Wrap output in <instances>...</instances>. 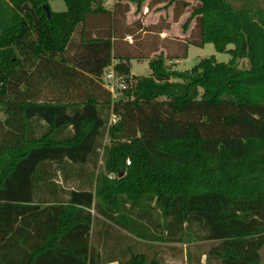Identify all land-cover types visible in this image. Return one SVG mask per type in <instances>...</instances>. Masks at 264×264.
Returning a JSON list of instances; mask_svg holds the SVG:
<instances>
[{
    "label": "trees",
    "instance_id": "16d2710c",
    "mask_svg": "<svg viewBox=\"0 0 264 264\" xmlns=\"http://www.w3.org/2000/svg\"><path fill=\"white\" fill-rule=\"evenodd\" d=\"M63 1L53 12L48 0H0V264H163L124 234L118 252L95 233L90 244L93 225L145 242L205 243L186 250L187 264H261L264 7L153 0L173 21L190 11L187 44L211 43L231 59L179 71L157 52L150 75L135 78L129 61L139 52L121 45L132 48L124 34L135 39L131 25L141 24L120 18L142 0L112 9ZM108 66L127 85L118 100L101 84Z\"/></svg>",
    "mask_w": 264,
    "mask_h": 264
},
{
    "label": "rangeland",
    "instance_id": "374dc122",
    "mask_svg": "<svg viewBox=\"0 0 264 264\" xmlns=\"http://www.w3.org/2000/svg\"><path fill=\"white\" fill-rule=\"evenodd\" d=\"M233 5L235 6H239L244 2H248L251 5V8H257V7H264V0H229ZM107 2H109V0H107ZM144 1L142 0L140 2V5H142ZM49 3V7L53 12H63L66 9L65 3L63 0H48ZM147 3V2H145ZM165 1L157 3V4H153V2H151L150 4H152L150 6L149 9V14L148 16L145 17V22L146 20H149V15L150 14H156V12H158L159 10H163V7L165 5ZM130 9L128 12V16H127V22L130 23L131 21L137 20L139 24L144 23L141 22V17L142 14H138V11L136 12V3L131 2L130 4ZM190 11H186L183 13L182 17L176 21L171 23V27L170 30L167 32L168 38H172L174 40L177 39H181L184 34L181 31V26L183 25V23L185 22L186 18L189 16ZM148 17V18H147ZM163 17V18H162ZM172 20L171 17V11L170 8H164L162 15L158 16L157 19V26H164L165 23H170ZM135 24L131 25L130 29H134L135 33H134V37H136L135 39L132 38L133 42L134 40H136L137 38H141L142 33L139 30H135L136 29V25ZM146 25V24H144ZM193 25V21L190 20L189 21V25L188 26H192ZM187 31V30H186ZM130 39V37H129ZM135 43V42H134ZM172 46L170 47V49L168 50V54L172 55L173 53H175L176 48L173 45H176V43H174V41L171 42ZM174 43V44H173ZM169 44H167L166 42L164 43V46L167 48ZM169 47V46H168ZM233 45L229 44L227 46V49H232ZM154 51H143V55L146 57H151L153 55ZM213 56L214 60L218 63H227L230 59H231V55L228 52H222L219 53L217 52L213 45L211 43H207L205 44L203 47H198V46H190L188 55L186 57V59H184L183 61H181L180 63H178L177 65L175 64H168L165 63L168 67H172L174 70H188L191 69L192 67H194L195 65H197V63L203 59V58H209ZM172 65V66H171ZM238 65L239 68L241 69H246L249 67V62L246 59H242L238 61ZM132 74H134L135 76L133 77H140V76H149L151 71L149 69V66L147 63L145 62H141V63H137V62H133L132 65V69H131ZM5 118V114L2 111V109L0 108V120H3ZM110 124H112L111 119H110ZM109 124V125H110ZM103 144H109L110 143V138L108 136L107 133H105L103 140H102ZM126 164H128L126 162ZM98 167L101 166V162H98ZM91 213L94 214L93 210H91ZM190 237H194L193 235H191ZM137 241V240H135ZM140 244H136L135 245V249L138 251H143L145 253L148 254H152V252L157 251V254L160 255L162 257L163 260V264H187L186 260H185V252L186 250H191L192 252L196 251L195 246H199V249L201 251H205L207 249V246L205 243H200L197 241H191V242H187L185 244H152L150 242H145L143 240H141L139 242ZM150 245V246H147ZM262 255V261L261 264H264V248L261 252ZM211 264H215V263H211Z\"/></svg>",
    "mask_w": 264,
    "mask_h": 264
},
{
    "label": "crops",
    "instance_id": "0c3cea01",
    "mask_svg": "<svg viewBox=\"0 0 264 264\" xmlns=\"http://www.w3.org/2000/svg\"><path fill=\"white\" fill-rule=\"evenodd\" d=\"M102 1H103V5L106 9H112L113 5L115 3V0H109V2H107V0H102ZM143 1L144 2L142 3L141 6H139V9H138V14H142L141 22H144V23H141V26L139 27L140 29H142V30L139 29V31L142 33L141 38H137L136 40H134V42H135L134 43L132 38H131L130 33L127 32L124 34V36H125L124 41H127V43L129 45L131 44L132 48L129 47L126 43L121 45V46L125 47L126 50H124V51H127V49H128V51L132 53L133 49H137L139 52V55H138L139 57L131 58L129 61V63H130V76H135L131 72L132 65H133L134 61L137 63L145 62L148 64L149 58L143 55V51H154L153 54L157 53V52H163L165 54H168V50L172 46L171 42L174 41V43H176V45H173L176 48L175 53H176V55H180V51H182L181 49L183 48V45L186 44L185 56L174 57L175 53H173L172 55L171 54L169 55V57L167 58V60L165 62L168 64L177 65L178 63H180L181 61L186 59L188 52H189V49H190V46H192V44H187L186 41H184V39H186L188 37L191 26H188L187 31L182 32L184 34V36L181 39L174 40L172 38L170 39L167 37V35H168L167 32L170 30V27L172 25L171 23L178 21L182 17L183 14L180 16V18L178 20L173 21V18H172L170 23H165L164 26L159 27V26H157V19H158V16L162 15V12L164 9L159 10L158 12H156V14H150L149 20H146V22H145L144 21L145 17L148 16L150 6L152 5L150 3L153 2V0H143ZM145 2H147V3H145ZM153 4H154V2H153ZM129 9H130V5H129ZM170 11H171V8H170ZM128 12H129V10L127 12H125V14L120 18L121 22L124 23L125 25H127V24L129 25L132 22V21L130 23L127 22L128 21L127 20ZM171 17H172V11H171ZM144 24H146V25H144ZM129 37H130V39H129ZM165 42L167 44H169L168 45L169 47L167 46V48H166L164 46ZM172 68H173V66H172ZM58 183H60V180L58 181ZM94 233L96 234L95 235V241L96 242L100 241L99 245L101 247L103 246L102 248H105L106 252H109V250H111V249H114L113 251H116V250H119L122 247H124V243L126 241H129V239L125 238L123 236V234L127 235L129 237L131 236V238H134L135 240H137L136 241L137 244H139V242L141 241L140 239L135 238L134 236L128 234L127 232H125L124 230H121L118 227H115V230H108V229L101 228V227H99V228L94 227V225H93L91 232H90V244H92V245H93V241H94V238H93ZM99 233H100V237L98 238ZM150 243L162 244V243H156V242H150ZM163 244H170V243H163ZM100 246H99V248H100ZM116 252H118V251H116ZM107 259H109V258H107ZM201 261L204 262V257L201 258ZM103 263L116 264L117 261L113 260L112 262L108 261V262H103Z\"/></svg>",
    "mask_w": 264,
    "mask_h": 264
},
{
    "label": "built area",
    "instance_id": "2783aa9c",
    "mask_svg": "<svg viewBox=\"0 0 264 264\" xmlns=\"http://www.w3.org/2000/svg\"><path fill=\"white\" fill-rule=\"evenodd\" d=\"M101 84L110 93L112 100H118L122 91L127 87L122 76L116 73L112 66H108L103 70ZM116 120L117 118L112 115L111 122L115 123Z\"/></svg>",
    "mask_w": 264,
    "mask_h": 264
},
{
    "label": "water",
    "instance_id": "95a60500",
    "mask_svg": "<svg viewBox=\"0 0 264 264\" xmlns=\"http://www.w3.org/2000/svg\"><path fill=\"white\" fill-rule=\"evenodd\" d=\"M43 10L45 11V13L48 15V6L47 5H43ZM122 176V173H119V177Z\"/></svg>",
    "mask_w": 264,
    "mask_h": 264
}]
</instances>
